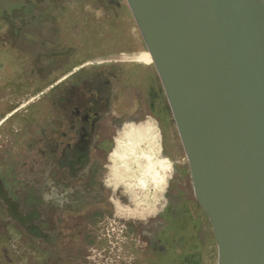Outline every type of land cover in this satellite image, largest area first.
I'll list each match as a JSON object with an SVG mask.
<instances>
[{
	"label": "flooded vegetation",
	"instance_id": "1",
	"mask_svg": "<svg viewBox=\"0 0 264 264\" xmlns=\"http://www.w3.org/2000/svg\"><path fill=\"white\" fill-rule=\"evenodd\" d=\"M112 4L120 5L0 0V264L22 256L27 264H125L124 231L133 229L148 260L167 254L163 236L181 208L175 180L182 175L170 157L171 169L145 152L135 124L124 126V116L136 121L142 114L159 129L161 95L124 84L128 69L140 66L124 68L125 41L116 59L107 55L111 39L109 49L97 42L94 13ZM136 168L145 175H129ZM162 168L171 173L165 189ZM149 185L167 194L166 204L124 225L125 208L142 212L131 207Z\"/></svg>",
	"mask_w": 264,
	"mask_h": 264
},
{
	"label": "water",
	"instance_id": "2",
	"mask_svg": "<svg viewBox=\"0 0 264 264\" xmlns=\"http://www.w3.org/2000/svg\"><path fill=\"white\" fill-rule=\"evenodd\" d=\"M126 3L211 223L217 264H264V0ZM106 31L97 27L95 37L109 49Z\"/></svg>",
	"mask_w": 264,
	"mask_h": 264
},
{
	"label": "rangeland",
	"instance_id": "3",
	"mask_svg": "<svg viewBox=\"0 0 264 264\" xmlns=\"http://www.w3.org/2000/svg\"><path fill=\"white\" fill-rule=\"evenodd\" d=\"M112 1H115L116 3L119 2L120 5L116 7L112 4L107 11L104 9H97L94 13V20L96 22V28L102 27L106 24L107 19L111 22L109 31H106L103 34L102 41L107 47H109L108 40L111 39L112 47L110 52L113 59L125 56L124 68H130V65L133 64H140V66L133 67V69H128L127 77H124V84L136 88L133 92H143L149 89L158 91L161 95L158 96V99L156 100V110H158L160 115L159 119L162 121L159 129L153 119L144 118L142 114L140 115L142 117L136 121L133 120L132 116H124V126L130 123L135 124L137 130L143 132V135H145L143 142L145 144V152L150 154L156 162L164 158L165 163L170 169L171 162L169 160L174 161V169L179 171L182 175L180 177L177 176V179L175 180V188L180 194H182L180 197L182 202L179 205L181 208L177 211L176 217L172 221L169 230H166L163 236L167 239V243H169L167 254H164L161 259H153L152 261L148 260L149 255L144 248L142 239L139 237V230L133 229V231H124V258L129 264H175L178 261V258L186 255L190 256V261H193L194 263L196 262V259L199 258L197 264H217V247L211 223L195 200L188 161L172 114L165 101V96L162 94V85L159 76L151 62L144 41L126 1ZM81 30L83 31V28ZM80 38L82 39L81 35ZM124 41L126 42V48L124 49L126 52L121 56L118 52H121L124 48V45H122L124 44ZM124 93L127 96L129 94L128 91H125ZM141 94L138 92L139 98L142 96ZM129 103L126 112L131 115L135 112V108L131 105L133 103L130 101ZM141 103L142 105H145V101ZM152 122L154 123L153 126L155 129L152 128ZM160 156L161 158L159 159ZM150 157L148 156V158ZM167 157H170V159H166ZM161 170L162 172H160V176L158 175L160 181L159 189H165L167 174L171 175V173H166L163 168ZM170 172L172 171L170 170ZM129 175L139 178L145 174L140 168H136L135 172H129ZM146 190V197L151 195L149 201H147L150 205V209L152 211L162 209L166 204L167 194L163 192L160 193L162 195H158L159 193H157L156 185L154 190L153 185H149V189ZM118 193H125V191L120 188L118 189ZM152 202L153 205H151ZM127 206L130 207V203ZM134 208L135 206L132 205L131 209ZM146 217H148V215L145 211H142L141 213L130 212L125 208L124 225H132V221L137 220V218L145 219Z\"/></svg>",
	"mask_w": 264,
	"mask_h": 264
},
{
	"label": "trees",
	"instance_id": "4",
	"mask_svg": "<svg viewBox=\"0 0 264 264\" xmlns=\"http://www.w3.org/2000/svg\"><path fill=\"white\" fill-rule=\"evenodd\" d=\"M171 112V111H170ZM136 183V182H134ZM138 184V183H137ZM141 185V184H139ZM132 186V185H130ZM129 186V187H130ZM143 186V185H142ZM129 190H132V188H129ZM134 196L136 197V193H133ZM138 195H141V197L143 196V202L140 203V201L136 200L138 206L135 205V207H138V208H141L142 211H145L146 214L149 216L150 214L153 213V211L150 209V205L147 203V201H149V198L146 197V193H137ZM159 195H162V194H159ZM132 200V198H131ZM155 202V201H154ZM140 204V205H139ZM151 205H153V202L151 203ZM146 207V208H144ZM149 207V208H148ZM161 259V258H160ZM191 257L190 256H183V257H180L178 258V261L175 263V264H197L199 258L196 259V262L194 263L193 261L191 262L190 261ZM166 263V262H165Z\"/></svg>",
	"mask_w": 264,
	"mask_h": 264
},
{
	"label": "bare ground",
	"instance_id": "5",
	"mask_svg": "<svg viewBox=\"0 0 264 264\" xmlns=\"http://www.w3.org/2000/svg\"><path fill=\"white\" fill-rule=\"evenodd\" d=\"M150 57V56H149ZM150 59H151V57H150ZM151 62H152V59H151Z\"/></svg>",
	"mask_w": 264,
	"mask_h": 264
}]
</instances>
